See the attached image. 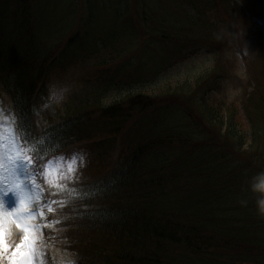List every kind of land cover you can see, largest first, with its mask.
<instances>
[{
	"label": "trees",
	"instance_id": "trees-1",
	"mask_svg": "<svg viewBox=\"0 0 264 264\" xmlns=\"http://www.w3.org/2000/svg\"><path fill=\"white\" fill-rule=\"evenodd\" d=\"M26 1L32 2L30 7ZM59 1L0 0V89L15 116L29 138L42 135L59 145L46 159L63 155L72 146L90 145L88 158L78 165L76 183L94 186V195L64 208L55 204L52 213L45 209L47 223L70 217L48 228L45 245L75 264H264V183H258L264 177V86L253 83L242 94L241 109L216 98L214 89L230 74L219 56L194 79L161 86L153 97L126 94L130 115L116 104L103 111L97 99L86 98L79 105L75 92L67 100V115L54 116L42 128L35 124L34 114L42 106L37 92L43 90L55 61L54 50L48 47L71 25L76 9L86 18L84 37L95 38L90 27L93 0H62L64 5ZM115 1L112 10L120 15V25L110 34L97 29L106 33L101 38L106 52L97 55L104 65L115 55L123 62L124 53L137 41L142 47L148 44L146 37L192 54L223 43L227 22L238 30L237 21L228 16L231 9L208 4L201 8L203 0L178 7L175 16H167L172 25L165 24L167 17L156 16L163 8L158 1L167 0H156L152 9L146 0L141 5L133 0L125 10L121 9L126 0ZM142 31L146 37L139 41L137 33ZM199 35L207 38L204 45L197 40ZM56 50H65L58 58L67 51ZM98 71H90L91 77ZM90 111L100 121L87 118ZM96 133L105 134L100 140L118 139L124 146L112 154V142L97 147L92 145L95 141H85ZM45 191L48 200L65 198L51 195L54 188Z\"/></svg>",
	"mask_w": 264,
	"mask_h": 264
},
{
	"label": "rangeland",
	"instance_id": "rangeland-1",
	"mask_svg": "<svg viewBox=\"0 0 264 264\" xmlns=\"http://www.w3.org/2000/svg\"><path fill=\"white\" fill-rule=\"evenodd\" d=\"M61 1L59 3L64 5L62 2L65 0ZM140 1H137V5L142 4ZM146 1L151 4L150 9L157 7L158 3L163 4V8H158L159 11L156 12L157 18L175 16L178 7L185 5V2L193 3L192 0H167L166 4L161 1L157 3L156 0L153 1V4L150 0ZM93 2L94 9H92V13L94 19H92L90 27L95 32V34L93 33L95 38L93 39L91 34H87L88 36L84 37L83 22H85L86 18L84 13L81 14L76 9L74 18L70 19L71 25L62 31L63 34L60 37L53 39V47L51 49L48 47V50H54L52 59H55V61L48 78L43 80V82L45 81L43 90L39 89V92H37V94L42 96L40 101L42 106L38 107L34 117V122L37 125L40 124L42 128L44 123L53 119L54 116L67 115V100L75 92L76 96L74 97L76 98L74 102L79 103V105L80 101H84L86 98L90 100L97 99L103 111L112 109L116 104L122 108L121 113L130 115L132 111L126 104L127 102H125V98H128L126 94L138 92L142 96L153 97L155 96L154 94H158L159 90L163 88L161 86H173L182 84L186 80L194 79L208 68H211L219 56L229 66L230 74L220 86L216 87V90L214 89L213 96L222 99L227 105L241 109L242 94L249 91L253 83L264 86V0H246V4L243 3L244 0L201 1L199 5L201 8L203 4L215 5L214 7H219L220 5H224L225 8L228 7L231 9V15H228L225 10L219 12H222V15L225 13V15L230 16L238 23L237 28L240 32L234 29L231 23H223L225 33L223 39L225 40L220 45L216 43L213 48L202 47L192 54H187L186 51L178 52V50L174 51L170 44L164 43L162 39L146 37V33L143 31L138 36V31V40L143 41L146 37L148 44L142 47L137 41L130 50L124 53L127 54V57L124 58L123 62H118V56L115 55L113 62L105 65L97 58V55L100 57L101 54L104 55L103 53L106 52L105 48L102 47L103 44H101L103 42L101 38L105 37L106 33L98 32L97 29L99 27L105 28L103 31L108 30V34H110L113 29L116 30V27L120 25V15L112 10L115 8V0H93ZM128 2L129 4H127ZM26 3L29 7L32 4L31 1H26ZM124 4L125 8L122 7L121 10H125L128 5L132 7L134 1L126 0ZM149 8L147 7L145 10L150 15ZM232 8H234V11ZM134 9L131 8V12ZM125 14L128 15V13ZM33 17L34 15L30 17L31 20H33ZM172 22L173 20H169L167 17L165 24L172 25ZM126 31H128V28ZM123 34L125 36L127 33L123 32ZM204 36L199 35V39H197L202 43L201 45H204L207 41ZM202 37L204 38L202 39ZM39 38L43 39L44 36ZM56 47L65 48L67 51L58 58L65 50L58 51ZM137 48H140V50L137 51ZM128 54H131V56ZM120 55L122 57L123 53ZM95 69H100V71H98L97 76L91 77L90 71L93 72ZM86 77L90 79L88 83L83 81ZM38 86H41L40 81H38ZM3 101L5 102V99L0 96V110L4 108ZM88 107L89 105L86 106V109ZM4 114L9 117L12 115L7 114L5 111ZM88 114L90 117L87 118L90 120L100 121L95 113L92 114L90 111ZM241 115L243 116L242 113L238 114L239 119L242 117ZM171 119H174V115ZM103 120L101 119L102 122ZM104 137V133H96L85 141H99L100 144L103 143L105 145L112 142L109 146L112 154L124 146V143L121 140L118 141V139L110 141L98 139ZM106 149L105 152L108 151V148ZM5 182H7L6 176ZM8 199L9 203L13 204L12 197ZM13 206L17 207L16 205ZM29 207H32V205H29ZM31 223L41 224V218H34ZM4 227L6 240L10 245V248L6 250V263L10 264L9 257L13 256L15 246L21 242L23 233L10 216L4 217ZM41 231L42 235L40 231L37 232L39 239L37 241L38 251L35 256V264H41V262L42 264H68L71 258L58 249L48 248L45 245L48 230L46 232ZM21 251H27V249H22ZM14 259H19V257H14Z\"/></svg>",
	"mask_w": 264,
	"mask_h": 264
},
{
	"label": "snow or ice",
	"instance_id": "snow-or-ice-1",
	"mask_svg": "<svg viewBox=\"0 0 264 264\" xmlns=\"http://www.w3.org/2000/svg\"><path fill=\"white\" fill-rule=\"evenodd\" d=\"M29 137L28 129L18 116L9 117L4 114V110H0V264L3 253L10 248L6 240L5 216H10L23 233L13 256L9 257L10 264H35L39 239L37 232L40 231L42 235L43 228L53 229L70 217L62 215L46 224H33L32 219L45 217V209L48 213L56 211L53 207L55 204L64 208L94 195V186L76 183L78 162L82 165L84 155L82 152H75L70 158L59 155L46 159L59 145L49 143L42 135L32 134ZM37 176L46 179L49 187L55 189L51 195L64 194L65 198L60 201L44 200ZM69 182H72V186H69ZM9 197H12L13 204L9 203ZM59 231L63 232L64 229L60 228ZM68 264L75 262L70 260Z\"/></svg>",
	"mask_w": 264,
	"mask_h": 264
},
{
	"label": "clouds",
	"instance_id": "clouds-1",
	"mask_svg": "<svg viewBox=\"0 0 264 264\" xmlns=\"http://www.w3.org/2000/svg\"><path fill=\"white\" fill-rule=\"evenodd\" d=\"M85 161H86V155L84 154L81 163L83 164V163H85ZM258 183H264V177H262L261 180L258 181Z\"/></svg>",
	"mask_w": 264,
	"mask_h": 264
},
{
	"label": "bare ground",
	"instance_id": "bare-ground-1",
	"mask_svg": "<svg viewBox=\"0 0 264 264\" xmlns=\"http://www.w3.org/2000/svg\"><path fill=\"white\" fill-rule=\"evenodd\" d=\"M10 233H12V232H10ZM12 237H13V235H11Z\"/></svg>",
	"mask_w": 264,
	"mask_h": 264
}]
</instances>
